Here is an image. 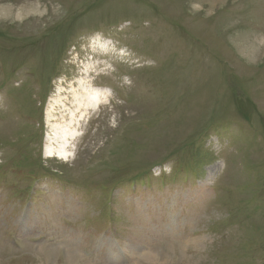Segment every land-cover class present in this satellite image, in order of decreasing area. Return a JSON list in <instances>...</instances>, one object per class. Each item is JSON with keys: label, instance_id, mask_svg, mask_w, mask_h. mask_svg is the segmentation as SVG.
<instances>
[{"label": "rangeland", "instance_id": "1", "mask_svg": "<svg viewBox=\"0 0 264 264\" xmlns=\"http://www.w3.org/2000/svg\"><path fill=\"white\" fill-rule=\"evenodd\" d=\"M75 61L108 98L63 161ZM0 264H264V0H0Z\"/></svg>", "mask_w": 264, "mask_h": 264}, {"label": "bare ground", "instance_id": "2", "mask_svg": "<svg viewBox=\"0 0 264 264\" xmlns=\"http://www.w3.org/2000/svg\"><path fill=\"white\" fill-rule=\"evenodd\" d=\"M76 63H81V68L71 78L59 80L45 112L49 130L46 132L43 153L47 157L63 161H69L72 157L75 140L83 122L108 98L107 88L96 85L92 78L95 63L75 61L74 64Z\"/></svg>", "mask_w": 264, "mask_h": 264}]
</instances>
